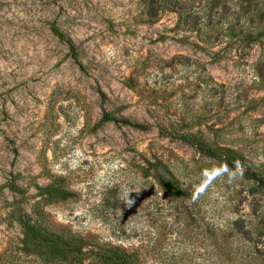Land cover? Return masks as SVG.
I'll return each mask as SVG.
<instances>
[{"label":"rangeland","instance_id":"1","mask_svg":"<svg viewBox=\"0 0 264 264\" xmlns=\"http://www.w3.org/2000/svg\"><path fill=\"white\" fill-rule=\"evenodd\" d=\"M161 126L264 176V0H0V264H55L15 200L84 264H264V186Z\"/></svg>","mask_w":264,"mask_h":264},{"label":"trees","instance_id":"2","mask_svg":"<svg viewBox=\"0 0 264 264\" xmlns=\"http://www.w3.org/2000/svg\"><path fill=\"white\" fill-rule=\"evenodd\" d=\"M52 27L55 33H57V35L61 39L65 40L68 43L73 57L78 60V50L74 41L64 32L60 31L55 25H53ZM103 119L114 120L117 122L146 128L145 125L132 122L127 118L116 117L110 112H104ZM159 132L165 136L184 138L188 142L194 144L201 153L213 158H217L231 167H237L238 162L240 167L244 168V174L246 178L254 180L259 185L264 186V176L260 175L256 170L247 165L242 157L234 154L233 152L212 147L202 140L192 137L191 135H176L175 133H171L170 131H168L163 126L159 128ZM159 182L165 194L167 195L178 197L185 194V191L181 187L173 184L163 177L159 178ZM10 189L12 191H19L20 187L14 180H12L10 183ZM59 194H61V196H64L65 193L60 192ZM15 202L18 203L17 211L19 212V219L24 231L23 244L25 247L31 245L32 243H35L36 245L40 246L39 251L35 253L37 254L38 258H42L45 261L54 262L55 264L85 263L86 257L81 255L83 251V243L81 242L80 237L46 231L40 225L26 218L21 209V204L19 203V201L15 200ZM63 244L69 245V250H72V252L64 253ZM101 250L103 251H97L94 257L91 258L96 264H137L138 262L134 254L129 253L125 248L121 246H116L112 249Z\"/></svg>","mask_w":264,"mask_h":264},{"label":"clouds","instance_id":"3","mask_svg":"<svg viewBox=\"0 0 264 264\" xmlns=\"http://www.w3.org/2000/svg\"><path fill=\"white\" fill-rule=\"evenodd\" d=\"M222 168H223V172H227V171H228L226 165L222 166ZM237 168H238V170H239V168H240V165H239L238 162H237ZM221 174H222V172H221V170H219V169L213 170V172H212L211 175L206 171V172H205V176L207 177V181H205L204 183L207 184V183L210 182L212 179L216 178V176H219V175H221ZM242 174H243V173L240 172V175H242ZM230 175L234 176L235 173H230ZM200 191L203 192V191H204V188L201 187V188H200Z\"/></svg>","mask_w":264,"mask_h":264}]
</instances>
